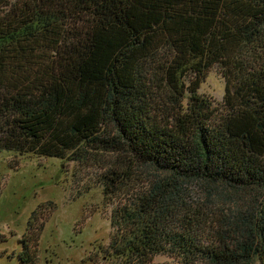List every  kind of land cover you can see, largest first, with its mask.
I'll list each match as a JSON object with an SVG mask.
<instances>
[{"label": "trees", "instance_id": "obj_1", "mask_svg": "<svg viewBox=\"0 0 264 264\" xmlns=\"http://www.w3.org/2000/svg\"><path fill=\"white\" fill-rule=\"evenodd\" d=\"M0 150L98 166L119 264H264V0H0Z\"/></svg>", "mask_w": 264, "mask_h": 264}, {"label": "rangeland", "instance_id": "obj_2", "mask_svg": "<svg viewBox=\"0 0 264 264\" xmlns=\"http://www.w3.org/2000/svg\"><path fill=\"white\" fill-rule=\"evenodd\" d=\"M225 88L215 66L200 94L220 106ZM98 173L96 165L0 150V264H23L22 241L40 230L36 264H119L109 250L115 201L105 196ZM144 174L153 179L152 171ZM192 190L200 199V190ZM173 261L155 258L159 264Z\"/></svg>", "mask_w": 264, "mask_h": 264}]
</instances>
